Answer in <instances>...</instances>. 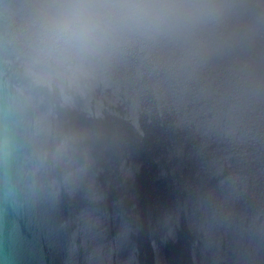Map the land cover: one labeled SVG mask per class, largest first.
<instances>
[{"label":"water","instance_id":"95a60500","mask_svg":"<svg viewBox=\"0 0 264 264\" xmlns=\"http://www.w3.org/2000/svg\"><path fill=\"white\" fill-rule=\"evenodd\" d=\"M76 0H0V264H264V0H94L123 40L32 72Z\"/></svg>","mask_w":264,"mask_h":264},{"label":"clouds","instance_id":"9594fccd","mask_svg":"<svg viewBox=\"0 0 264 264\" xmlns=\"http://www.w3.org/2000/svg\"><path fill=\"white\" fill-rule=\"evenodd\" d=\"M94 0H76L36 36L32 72L39 81L71 79L124 38L121 22L96 11Z\"/></svg>","mask_w":264,"mask_h":264}]
</instances>
